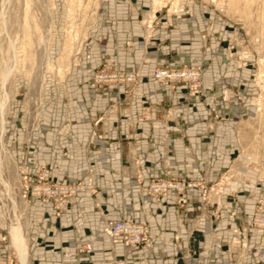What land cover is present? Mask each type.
<instances>
[{"label": "crops", "instance_id": "obj_1", "mask_svg": "<svg viewBox=\"0 0 264 264\" xmlns=\"http://www.w3.org/2000/svg\"><path fill=\"white\" fill-rule=\"evenodd\" d=\"M141 13L138 6L117 5L115 31L107 25L99 45L92 44L89 64L70 71L63 95L55 91L28 146L22 128L7 133L10 159L26 160L31 170L47 165L55 180L90 175L92 183L59 214L49 202L23 200L22 238L14 228L18 237L11 240L21 244L26 264H264V229L241 230L257 200L264 202V169L258 174L246 169L249 181L224 183L206 199L199 186L190 187L184 207L172 194L156 199L141 189L156 174L215 183L239 149L242 106L247 113L252 108L246 96L214 99L220 86L241 81L249 87L250 72L225 63L219 49L223 39H202L205 22L188 26L170 17V26L153 24L149 35ZM214 28L219 31L218 25ZM103 61L138 70L140 77L133 85L98 90L89 75ZM166 61L203 64L205 98L151 78V70ZM230 113L231 118H219ZM6 208L0 186V240L8 238ZM104 218L145 223L149 246L128 250L112 244L101 232ZM91 239V251H80Z\"/></svg>", "mask_w": 264, "mask_h": 264}, {"label": "rangeland", "instance_id": "obj_2", "mask_svg": "<svg viewBox=\"0 0 264 264\" xmlns=\"http://www.w3.org/2000/svg\"><path fill=\"white\" fill-rule=\"evenodd\" d=\"M121 3L140 7V20L144 22L145 32L149 35L153 24L163 23L170 26V17L174 21H185L188 26L196 20L205 22L202 39H223L219 49L223 51L225 63L234 64L238 69H248L249 87L241 81L236 82L234 86H220L214 99L238 101L244 96L250 97L251 111L247 113L245 106H242V117L238 119L239 123L241 122L238 129L240 134L236 140L239 149L232 165L221 174L225 176V180L249 181L246 169H253L257 174L264 169V0H158L155 7L153 0H0V69L7 71L9 76L5 83L3 99L6 110L2 124L3 147L6 149L8 134L12 133L15 127L28 133L29 139L25 146L31 143L34 133L42 126L41 116L46 114L55 91L57 94L60 91L59 94L63 95L70 71L89 64L92 44L99 45L100 34L105 31L107 25L109 28L114 27L112 22L116 19L117 5ZM213 24L218 25L219 31ZM111 31L114 32L115 29ZM67 42L70 43L68 49L65 48ZM165 65L171 68L199 67L201 76L204 69V65L196 61L179 66H173L170 61H166L154 68ZM100 69L139 73L138 70H128L108 61L99 62L92 66L89 75L90 84L98 90L103 88L95 84L94 74ZM200 82L202 84V78ZM187 93L202 98L206 96L204 90L203 95H191L188 90ZM232 114L220 115L219 118H231ZM16 118L17 123H13ZM99 119L100 117L96 118L95 123ZM10 160L4 169L1 168L0 162V186L5 192V187L9 188V197L11 195V199L13 198L11 203V199L7 198L6 210L9 220L8 240L11 250L16 252L11 237L17 239L18 231L12 229L11 225L14 223L11 224L10 217L16 223L22 238L20 208L23 200L26 202L30 198H39L24 196V182L17 170V165L22 161ZM23 161L28 166L32 182L39 165L31 170L27 161ZM44 166L48 169L51 182L91 179L89 175L87 179L55 180L52 179L47 165ZM258 200L251 215L257 213ZM245 227L262 229L249 224V221Z\"/></svg>", "mask_w": 264, "mask_h": 264}, {"label": "built area", "instance_id": "obj_3", "mask_svg": "<svg viewBox=\"0 0 264 264\" xmlns=\"http://www.w3.org/2000/svg\"><path fill=\"white\" fill-rule=\"evenodd\" d=\"M150 77L155 79L160 85H184L189 94L203 95V87L200 82L201 70L199 67H182L171 68L162 66L154 68ZM139 73L136 71L110 70L100 69L94 74L96 85L106 88L109 85H120L127 83L133 85L138 81ZM224 95V94H223ZM216 96V95H215ZM100 138V134H94ZM18 172L22 175L24 196H34L43 202L51 203L55 212L59 214L62 210L67 209L74 202L76 193L91 189V179L88 181L76 182H51L48 176V169L44 165H39L34 176V180L30 182L28 166L25 161L17 165ZM136 181L141 184L142 175L135 173ZM231 180H225V176H220L218 181L213 184H207L204 180L189 181L175 176L166 177L156 174L150 177L144 185L141 186L144 192L152 197L159 199L161 197L172 194L175 203L184 207L186 205V190L190 187L199 186L202 190V196L206 199L212 190L214 194L219 193V187ZM214 189V190H213ZM263 200H258L257 213L249 216V224L264 229V204ZM246 227H242V231H246ZM101 232L105 234L112 244L120 243L129 250H138L141 247L149 246L148 227L145 223L127 220V219H110L104 218ZM6 240V241H5ZM92 248V240H88L81 247L80 251L90 252ZM13 254L9 240L2 237L0 240V264H18Z\"/></svg>", "mask_w": 264, "mask_h": 264}, {"label": "bare ground", "instance_id": "obj_4", "mask_svg": "<svg viewBox=\"0 0 264 264\" xmlns=\"http://www.w3.org/2000/svg\"><path fill=\"white\" fill-rule=\"evenodd\" d=\"M153 5H154V7L155 6H157V2H158V0H153ZM2 6H3V4H2ZM2 8V7H1ZM3 11V10H2ZM70 43H68L67 42V44H66V47L65 48H67V46H70L69 45ZM68 49V48H67ZM64 51V50H63ZM62 51V52H63ZM61 56V55H60ZM59 56V57H60ZM260 73V72H259ZM7 77H9L8 76V72L7 71H5V72H3L1 69H0V162H1V168L2 169H4L6 166H7V163L9 162V154H8V152H7V150L3 147V141H2V136H3V134H2V130H3V126H2V124H3V121H4V110H5V103H4V101L5 100H3L4 99V94H5V83H6V80H7ZM261 100V99H260ZM260 100L258 101V103H260ZM262 101V100H261ZM263 102V101H262ZM259 105V104H258ZM5 113H6V110H5ZM4 183V182H3ZM6 188V192H7V198H9V199H11V195H10V197H9V193H10V190H8L9 188H7V187H5ZM11 194V193H10ZM13 200V198L11 199V201H10V203L11 202H13L12 201ZM10 216V215H9ZM12 217H10V221H11V224L12 223H14V224H12L11 226H13V228L12 229H14V228H16L17 229V225H16V223L11 219ZM15 226V227H14ZM13 243V242H12ZM14 245V244H13ZM14 248H15V250H16V252L15 251H12L13 252V254L15 255V257H16V260H17V263L18 264H26V260L25 259H23V257H22V255H21V252H22V250H21V244L19 243V242H17V244L16 245H14L13 246ZM15 252V253H14Z\"/></svg>", "mask_w": 264, "mask_h": 264}]
</instances>
